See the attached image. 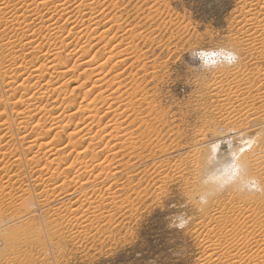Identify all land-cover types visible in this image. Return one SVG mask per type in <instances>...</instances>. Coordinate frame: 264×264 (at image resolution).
Masks as SVG:
<instances>
[{"label":"rangeland","instance_id":"obj_1","mask_svg":"<svg viewBox=\"0 0 264 264\" xmlns=\"http://www.w3.org/2000/svg\"><path fill=\"white\" fill-rule=\"evenodd\" d=\"M16 1V7H22L19 5L21 0ZM50 4L49 8L48 6L47 8L40 7L36 10L37 14L43 17L41 21L36 19L38 15L34 17L26 14V16L18 11L19 16H14V10L11 8L0 9V264H200V262H202L201 264H264V236L260 234L262 230H259L261 217H258V222L251 218V228L247 229L249 239L247 236L244 242L240 239H230L229 243H225L226 247L231 248L230 250L233 252L231 253L233 257H228V261H217L216 258L211 261H203L202 257L205 253L202 243L204 229L201 230L200 224V222L208 220L213 213H222L224 211L223 207V210L221 209L223 202L233 201L231 198H241L247 201V205L251 204L252 209H256L264 215V64L262 60H259L262 51L258 50L250 54L251 52L246 46L233 44L243 41L245 34L249 33V25L245 22L246 11L251 9L250 11L255 12L257 16H263L264 0H67L64 12L55 10L53 4ZM79 5L83 7L80 8ZM92 13L93 15H90ZM19 27L28 28L30 34L32 33L34 43L45 49L52 45L54 47L65 46L64 49L59 48L60 55L58 54V57L68 65H71L78 57V53L74 49L79 48V45L85 46L83 47L88 50L89 56L97 59L96 63L99 58L103 60L107 57L112 58L111 62L107 60L109 66L116 61L120 62L116 56L124 54L125 62L114 66L113 73L124 68L126 74L123 72L124 74L121 76L124 78H122V84L124 82L132 83L136 80L140 86L129 88L124 95L127 96L128 93L133 92L129 96L133 102L131 107L134 108H131L129 113L118 114L120 113L118 110L120 109L119 111L122 112L127 104H118V106L117 103H114L108 109V104L99 103L97 105V107L99 106L98 114H96L99 125L95 123L98 122L95 117L94 124L89 121L91 122L89 123L91 128L89 134L80 137L83 133H77L72 137L74 139L72 141H82L78 142L81 145L77 149L80 150L87 145L88 138L93 135L94 143L92 140L90 143L101 158L99 161L108 157L103 159V162L106 161L105 165H108V161L112 157L110 150L117 151L118 149L119 145L115 140L118 139V136L123 140L122 133L129 130L135 140H130L134 141L133 145L130 142L133 147L128 146V149L125 148L121 151L122 154L119 152L116 156L119 159L115 157L114 161L112 160L113 163L117 160L118 163L122 162L120 164H128L124 167L125 170L115 175L117 177L113 179L112 177H102L100 183L96 180L83 185V187L90 184L96 186L94 192L91 186L86 188L87 190L85 189L86 196L94 199V207L88 208L84 203L82 190L76 189L73 198L77 200L76 204L79 209L75 214L73 211L63 208L61 200L55 201V204L52 203L49 208L41 200L44 197L43 186L45 187L47 183L49 188L47 186L46 188L51 190L54 185L50 183L54 182V179L58 180L56 184L66 180L67 186H70L69 178L74 174L75 168L72 167V169L66 165L70 163L71 159H75L73 157L78 150H71V146L67 143V132L76 127L75 123L80 121L82 114H73L69 119V124L67 120L62 122L63 124L67 122L68 128L65 127L63 132H60L61 134L58 132L57 136L60 137L52 135L57 129L50 132L44 131L43 127H51V122L45 115L36 114L32 119H29V127L35 122H41L43 124L42 128L40 125L39 130L42 133L47 132L49 138L55 137L49 141L53 140V143L58 145L56 147V152L59 154L57 157L64 160L59 163L57 168L55 167L56 170L54 167L51 168L54 170H47L43 165L45 157L49 154L46 156H43L42 153L37 155L39 163L30 159L37 151V146H34L30 152L26 149L27 140H23L21 137L22 133L19 131V124L14 115L18 105L11 104L12 100L7 93V87L4 86L6 81L2 73L5 71L4 69H8L6 67L12 66L7 53L11 46L8 45V41L13 40V45L17 49L19 48L18 44L20 45L22 38ZM49 27L54 29H50V31ZM53 33L56 34L55 37ZM103 33H106L104 37H102ZM61 42L62 44H60ZM219 48L234 51L238 56L237 61L231 65L220 64L214 68L204 69L199 67V60H195L191 56L193 50ZM128 49L131 51H127ZM24 55L22 54L24 59L21 56L24 63L43 59L42 54ZM68 60L70 62H66ZM131 63L134 64L131 65ZM141 65L145 66L147 71L142 69ZM73 68L70 69L68 76L64 77L65 79L62 77L63 79H58L56 84H52L61 85L65 80V83L60 86V88L62 87L61 91L55 93V95H59L56 97L49 94L43 95L42 100H39L41 104L36 103L37 106L42 107L45 103L43 107L47 109L54 107L53 110L57 111L71 102L79 105L83 90H87L93 85L92 81L95 79L96 72L93 73V76L90 75L92 76L91 80H88L87 73L81 74V68L79 70L75 66V71ZM134 72L136 73L134 74ZM19 79L20 77H18ZM84 79H87V82ZM83 80L86 89L83 88L85 87L83 85V87L78 86ZM40 82L42 84L44 81ZM107 84H103L104 88L101 87V90H99L100 86L93 85L89 96L103 91L108 93ZM133 88L135 92L132 91ZM141 94L145 95L143 102L136 100L137 96L139 97ZM257 97L259 99L255 104L259 109H253L254 111L251 109L252 115H246L247 103L249 102L248 105H251ZM65 100H68L69 103L63 102ZM147 102L150 108L146 107L148 106ZM32 104H34L33 101ZM116 106L119 108L111 110ZM68 109L70 113L74 110L72 107ZM101 111L108 112L105 115ZM114 111H116L114 113L116 117L112 116ZM118 115V120H116ZM255 117L258 119L253 125L251 119L254 120ZM112 120L117 121V128H112L114 123ZM250 123L251 125L248 126ZM123 125L125 127L120 128ZM46 127L45 129H47ZM110 127L114 131H112L113 134L121 132L117 133L119 135L115 139L106 136ZM27 132L28 137L35 135L32 129ZM96 133H98V137H94ZM99 133L101 136L105 135L101 137ZM127 134L125 137L129 136ZM201 134L206 135L204 143L209 142L219 147L220 154H223L221 155L223 163L226 160L229 161L228 167L221 171L223 175L228 172L226 170L233 167L234 157L232 156L236 149L239 150L237 156L242 153L247 154L248 160L254 164L252 166L254 176L250 181L251 189L244 190L247 193L242 192L229 178L207 183L208 181L200 177L201 170L198 161L203 157V152L197 150L196 140L200 138ZM241 134H248L249 139H245ZM261 136L262 139H260ZM96 138H103V140L100 142ZM114 140L115 142H113ZM128 141L127 145H129ZM99 145L100 147H98ZM61 146L64 147L59 148ZM107 149L109 151L105 152ZM131 149L133 150L131 151ZM163 149L168 150L163 152ZM165 152L168 154L165 175L168 174V176L160 185L162 175H159V172L156 173L157 175L153 173L152 167ZM66 155L67 157H65ZM82 156H86L87 160L85 158L84 160L89 163L90 151L81 153L80 157L82 158ZM51 157L54 156L51 155ZM67 160V163L64 162ZM132 160H135L134 163ZM175 165H178L176 173L169 170ZM60 171L65 175L59 173ZM93 172L91 171L93 175L98 172L97 167H94ZM52 173L54 178L49 182ZM131 175L133 176L130 177ZM116 179L121 182L114 181ZM259 182L262 185L261 189L258 186ZM79 184L80 181H77L76 186L73 187H78ZM122 185L125 186V190H121ZM67 186H65V190L69 188ZM247 186L248 183H245V187ZM108 190L111 193L107 192ZM107 194L110 197H106ZM204 194H208L207 203L201 204L199 197ZM60 196H56L55 200H58ZM28 200L35 203L36 210L34 212H31L27 206L23 207V204ZM26 213L29 214L25 215ZM179 213H184L188 218L184 229L170 227L171 218ZM222 227L223 223L217 225L219 230ZM241 228L238 225L235 226L232 230L233 235L242 236V231L246 228ZM221 250L217 252L220 253Z\"/></svg>","mask_w":264,"mask_h":264},{"label":"bare ground","instance_id":"obj_2","mask_svg":"<svg viewBox=\"0 0 264 264\" xmlns=\"http://www.w3.org/2000/svg\"><path fill=\"white\" fill-rule=\"evenodd\" d=\"M50 1V2H49ZM112 1V0H111ZM66 2H67V0H21L20 1V4L19 5H22V7H16V5H17V1L16 0H2V2H0V5H1V10L2 9H5V8H11L12 10H14V16H19L18 15V13L21 11L24 15H32V16H37L38 14H37V9L38 8H40V7H42V8H47V6H48V8H49V5H51L50 3H52L53 5L52 6H54V8H55V10H58L59 12H64L65 11V9H66ZM102 3V2H101ZM115 3V2H114ZM81 4V3H80ZM69 5V4H68ZM92 5V4H91ZM82 6V5H81ZM81 6L79 5V7L81 8ZM83 7V6H82ZM105 8V7H104ZM251 8V7H250ZM249 8V9H250ZM92 9V8H91ZM90 9V10H91ZM47 10V9H46ZM81 10H83V9H81ZM89 10V9H88ZM111 10V9H110ZM251 10V9H250ZM250 10H248V11H246L247 12V19L245 20V22H247L248 23V25H249V33H246L245 34V38L243 39V41L241 40V42L240 41H238L237 43L235 42V43H233L235 46H237V45H239V46H246L247 48H249V51L251 52L250 54H253L254 52H257L258 50L260 51H262V53L260 54L261 56H260V59L259 60H262V63L264 64V6H263V8H262V11H263V16H257V14L255 13V12H252V11H250ZM19 11V12H18ZM95 11V10H94ZM109 11V10H108ZM18 12V13H17ZM81 12V11H80ZM85 12V11H84ZM87 12V11H86ZM85 12V13H86ZM66 13V12H65ZM64 13V14H65ZM62 14V13H61ZM60 14V15H61ZM26 15V16H27ZM90 15H93V13L92 14H90ZM89 15V16H90ZM77 16V15H76ZM105 16V15H104ZM38 18H36L37 20L39 19L40 21L41 20H43L42 18V16H37ZM68 17V16H67ZM80 17V16H79ZM93 17V16H92ZM16 18H18V17H16ZM101 18V17H100ZM45 19V18H44ZM106 19V18H105ZM12 20H14V19H12ZM17 20V19H16ZM22 20H24V19H22ZM46 20V19H45ZM65 21V20H64ZM78 21V20H77ZM106 21V20H105ZM118 21V20H117ZM39 22V21H38ZM44 22V21H43ZM49 22V21H48ZM114 22H115V20H114ZM119 22V21H118ZM82 23V22H81ZM42 24V23H41ZM61 24V23H60ZM45 25V24H44ZM51 25V24H50ZM83 25V24H82ZM89 26V25H88ZM92 26H93V23H92ZM110 26V25H109ZM126 26V25H125ZM22 27V26H21ZM21 27H19V28H21ZM29 27V26H28ZM52 27V26H51ZM94 27V26H93ZM87 28V27H86ZM118 28V27H117ZM126 28V27H125ZM50 29H54V28H50L49 27V30ZM71 29V28H70ZM92 29V28H91ZM106 29V28H105ZM247 29V28H246ZM21 31H20V34H21V32H22V38H21V42H20V45L18 44V46H19V48L17 49L16 48V46L15 45H13V40L11 41V42H9L8 41V45H11V46H9L10 48L7 50V53H8V58H10V60H11V64H12V66L10 65H8L9 67H6V68H8V69H4L5 71L4 72H2L3 73V78H5L4 80L6 81V83H5V88L7 89V93H9V95H10V98H11V104H14V105H18V107L15 109V116H16V118H17V121H18V124H19V131H20V133H22V135H21V137L23 138V140H27L26 141V144H27V146H26V149L30 152L31 150H32V148L34 147V146H37V151L35 152V153H33V155L30 157V159L33 161V162H35V163H39V159H37V155H39L40 153H42L43 154V156H46V154H49L47 157H45V159H44V167L45 168H47V170L48 169H51V168H53L54 167V169H55V167L57 168L58 167V165H59V163L62 161V160H64V159H62V158H60V157H57L59 154H58V152H56L57 151V149H56V147H58V145L56 146L55 145V143H53V140H50L49 141V139H52L51 137L49 138V135L47 136V132L45 133V132H41V130H39V127H40V125H41V128H42V124L43 123H41V122H35V123H37V124H33L31 127H29L28 126V124H29V119H32V117L33 116H35L36 114H43V115H45L47 118H49V121L51 122V127L50 128H47L46 126V128L47 129H45V127H43L44 128V131H46V130H48L49 132L50 131H53L54 129H57V131H55V133L54 134H52V135H55L56 137H58L57 136V134H58V132L60 133V132H63V130H64V128L65 127H67L68 128V125L66 124L67 122H68V124L70 123V121H69V119H71L72 118V115L73 114H75V113H81L82 115H81V119H80V121H78V123L76 122L75 123V125H76V127H74V128H72L71 130H69L68 132H67V137H68V141H67V143H69V146H71V150L73 151H75V150H78L77 148L81 145V144H79V143H81L82 141H72V140H74L72 137L74 136V135H76L77 133H80V134H82L80 137H84L85 135H87V134H89V131H91V128L89 127V123H91V122H89V121H92V123L94 122L93 120L95 119V117H96V114H98V108H99V106L97 107V105H99V103H101L102 105L103 104H108L106 107L108 108V109H110L111 107H112V104H114V103H117V105L119 104V105H125V104H127L125 107H124V110L121 112V111H119L118 110V112H120V113H118L119 115H121V114H123V113H129V111L131 110V108H134V107H131L132 105H133V102H132V98H130V94L131 93H133V92H130V93H128V95L127 96H124L126 93H127V90H129V88L130 89H132V87L134 86V88L136 87V86H139V83L135 80V81H133L132 83L131 82H124L123 84H122V82H123V77H121V76H123V74L125 73L124 71H125V69L123 68L122 70H120V71H116V72H114L113 73V71H114V66H116L118 63H124L125 62V55L123 56V55H119V56H116V58H119L118 60L120 61V62H118L117 63V61L116 62H114L113 64L111 63V65L109 66V62H111L112 61V58H110L111 59V61H110V59L107 57L105 60H103V59H101V58H99V60H98V62L96 63V61L95 60H97L96 58H94V57H90L89 55H90V53L88 52V50L87 49H85L83 46H80L79 45V48H76V49H74V50H76V51H74V52H76V53H78V59L76 58V60H79V61H77V62H79L78 64H76L77 62H76V60L75 61H73L72 62V64L70 65V68H69V65H68V63H65V62H62L63 60H59V57H58V50H59V48H62V49H64V47L65 46H63V47H54L52 44H50V45H52V47H48L47 49H45L44 47H42L41 45L39 46L38 44H35L34 43V39H32V36H31V34H30V31H29V29L28 28H26V27H23V28H21L20 29ZM62 30V29H61ZM118 30V29H117ZM247 30V31H248ZM40 31V30H39ZM51 31V30H50ZM53 31V30H52ZM96 31V30H95ZM32 32V31H31ZM47 32V31H46ZM53 32H55V31H53ZM79 32V31H78ZM81 32V31H80ZM40 33V32H39ZM91 33V32H90ZM93 33V32H92ZM101 33V32H100ZM50 34V33H49ZM54 34V33H53ZM68 34V33H67ZM76 34V33H75ZM79 34V33H78ZM94 34V33H93ZM106 34V33H105ZM105 34L103 33V35H102V37H104L105 36ZM114 34V33H113ZM55 35L56 34H54V37H55ZM73 35V34H72ZM82 35V34H81ZM88 35H91V34H88ZM101 36V35H100ZM119 36V35H118ZM47 37V36H46ZM57 37V36H56ZM65 37V36H64ZM88 37V36H87ZM97 37V36H96ZM101 37V38H102ZM4 38V37H3ZM10 38V37H9ZM34 38V37H33ZM59 38V37H58ZM79 38V37H78ZM89 38H91V37H89ZM110 38V37H109ZM133 38H134V36H133ZM8 39V38H7ZM12 39V38H11ZM47 40H48V38H46ZM56 39V38H55ZM63 39V38H62ZM86 39H88V38H86ZM111 39V38H110ZM9 40V39H8ZM89 40V39H88ZM87 40V41H88ZM104 40V39H103ZM97 41H99V40H97ZM120 41V40H119ZM15 42V41H14ZM36 42V41H35ZM39 42V41H38ZM55 42V41H54ZM58 42V41H57ZM234 42V41H233ZM16 43V42H15ZM14 43V44H15ZM18 43V42H17ZM49 43V42H48ZM51 43H53L52 41H51ZM133 43V42H132ZM44 44V43H43ZM60 44H62V42L60 43ZM96 44V43H95ZM119 44V43H118ZM123 44V43H122ZM55 45V44H54ZM88 45V44H87ZM17 46V47H18ZM59 46V45H58ZM105 46V45H104ZM128 46V45H127ZM90 47V46H89ZM114 47V46H113ZM56 48H58V49H56ZM66 48V47H65ZM73 48V47H72ZM127 48V47H126ZM125 48V49H126ZM134 48V47H133ZM61 49V50H62ZM124 49V50H125ZM130 49H132V48H130ZM66 51H67V49H65ZM64 50V51H65ZM70 50V49H69ZM111 50V49H110ZM113 50V49H112ZM71 51V50H70ZM127 51H131V50H127ZM134 51V50H133ZM68 52V51H67ZM109 52V51H108ZM112 52V51H111ZM118 52H120V51H118ZM106 53V52H105ZM121 53H123V52H121ZM22 54L24 55V54H36V56H37V54L39 55V54H42V57H43V59L40 61H34V62H30V63H24L23 61H22V59H24V57L22 56ZM68 54H70V53H68ZM72 54H73V51H72ZM95 54V53H94ZM60 55V54H59ZM106 55V54H105ZM105 55H103V56H105ZM127 55V54H126ZM21 56H22V59H21ZM25 56V55H24ZM75 56V55H74ZM65 57V56H64ZM69 57V56H68ZM80 57V58H79ZM112 57V56H111ZM138 57V56H137ZM103 58V57H102ZM71 59V58H70ZM9 60V61H10ZM65 60V59H64ZM67 60V59H66ZM107 60H109V62L107 61ZM116 60V59H115ZM257 60V59H256ZM258 60V61H259ZM26 62V61H25ZM66 62H70L69 60L68 61H66ZM67 64V65H66ZM134 63H131V65H133ZM259 64V63H258ZM261 64V63H260ZM106 65H108V66H106ZM257 65V64H256ZM75 66H76V68L77 69H79V68H81L82 70H80V71H82L81 72V74L82 73H87V77H86V75H85V77L88 79V80H91V77L93 76V73H95V79L92 81V84L93 85H95V87H99L100 86V89L99 90H101V87H103V84H105V83H108L107 84V89H109V91H107L108 93H104V91H103V89H102V91L103 92H98L97 94H95V95H91L90 94V96H89V91H91L90 89H93V85L90 87V88H88L87 90H83V94H82V96H81V102H79L78 104V106H77V104H75V102H71V103H69V101L68 100H65V101H63V102H68L69 104H67V102H66V104H67V106L65 105V107L64 108H62L61 110H60V108H59V110H57V111H54L53 110V108H51V109H47L46 107H43V106H45L44 104H43V106L42 107H39V106H37V104L36 103H38L39 105L41 104V103H39V100H42V96L43 95H46V94H49V95H55V93H58V92H60L61 91V88H60V86H62V84L63 83H65L64 81L65 80H63L62 81V84L60 85H52V84H54L58 79H60V78H64V77H66V75L68 76V73H69V71H70V69L71 68H75ZM118 66V65H117ZM139 66H140V64H139ZM126 67V66H125ZM73 68V69H74ZM75 68V69H76ZM132 68V67H131ZM137 68V67H136ZM140 68V67H139ZM141 68L142 69H146L145 68V66H142L141 65ZM257 69L259 68V67H256ZM75 69H74V71H75ZM3 70V69H2ZM131 70V69H130ZM139 70V69H138ZM73 71V72H74ZM146 71H147V69H146ZM79 72V71H78ZM124 72V73H123ZM144 72V71H143ZM257 72V71H256ZM259 72V71H258ZM136 72H134V74H135ZM149 73V72H148ZM126 74V73H125ZM146 74H147V72H146ZM259 74V73H258ZM262 74V73H261ZM90 75H92V76H90ZM138 75V74H137ZM46 76V77H45ZM72 76H74V75H72ZM109 76V77H108ZM133 76V75H132ZM145 76V75H144ZM18 77H20V79L18 80ZM70 77V76H69ZM125 77V76H124ZM62 78V79H63ZM123 78V79H122ZM126 78V77H125ZM152 78V77H151ZM65 79V78H64ZM66 79H69V78H66ZM86 79V80H87ZM131 79V78H130ZM85 80V79H84ZM84 80H83V82L81 83V85H78V86H85V87H83V88H85L86 89V85H84L85 83H84ZM85 80V81H86ZM4 81V82H5ZM40 81H44L42 84H40L41 82ZM149 81V80H148ZM67 82V81H66ZM69 82V81H68ZM87 82V81H86ZM248 82V81H247ZM113 83H114V85H113ZM56 84V83H55ZM67 84V83H66ZM87 84V83H86ZM111 85H113V86H111ZM3 86V87H4ZM77 86V87H78ZM144 86H145V84H144ZM88 87V86H87ZM110 87V88H109ZM140 87V86H139ZM143 87V86H142ZM82 88V89H83ZM104 88V87H103ZM105 88H106V86H105ZM134 88H133V90L132 91H134ZM137 88V87H136ZM81 89V88H80ZM106 89V90H107ZM143 89V88H142ZM141 89V90H142ZM3 90H5V89H3ZM98 90V91H99ZM105 90V89H104ZM140 90V89H139ZM138 90V91H139ZM72 91V90H71ZM20 92V93H19ZM72 92H74V90L72 91ZM135 92V91H134ZM92 93V92H91ZM139 93V92H138ZM145 93V92H144ZM135 94V93H134ZM49 95H47L48 97H49ZM59 94H57V95H55V97L56 96H58ZM61 96V95H60ZM141 96V97H140ZM139 97L137 96V98L138 99H136V100H138V101H141V102H143L144 100H145V95L144 94H141ZM225 97H228V96H225ZM47 98V97H46ZM77 98V97H76ZM229 98V97H228ZM48 99V98H47ZM55 99H57V98H55ZM230 99V98H229ZM229 99H228V101H229ZM240 99H242V98H240ZM259 99V97H257L256 98V101L254 102V103H251V105H248V103H247V107H246V115H252L251 114V109H252V111H254L253 109H255V110H258L259 109V107L257 106V104H255L256 102H257V100ZM7 100V99H6ZM64 100V99H63ZM235 100H237V99H235ZM32 101L34 102V104H32ZM52 101V100H51ZM55 101V100H54ZM71 101V100H70ZM134 101V100H133ZM226 101V100H225ZM239 101V100H238ZM43 102V101H42ZM82 102H84V104H82ZM140 102V103H141ZM231 102H233V101H231ZM58 103V102H57ZM228 103V102H227ZM241 103V102H240ZM36 104V105H35ZM50 104V103H49ZM63 104V103H62ZM61 104V105H62ZM100 104V105H101ZM148 106H146V107H149L150 105H149V103L147 102L146 103ZM232 104V103H231ZM250 104V103H249ZM47 105V104H46ZM52 105V104H51ZM118 105V106H119ZM138 105V104H137ZM140 105V104H139ZM233 105H236V104H233ZM238 105H240L239 103H238ZM237 105V106H238ZM50 106V105H49ZM118 106H116V107H114V109H111V110H116V109H118L119 107ZM225 106V105H224ZM228 106H230V105H228ZM227 106V107H228ZM244 106V105H243ZM51 107V106H50ZM71 107L74 109L73 110V112H69L68 110V108H70L71 109ZM123 107V106H122ZM222 107H223V104H222ZM226 107V108H227ZM150 108V107H149ZM233 108V107H232ZM55 109V108H54ZM106 109V108H105ZM234 109H235V107H234ZM239 109V108H238ZM122 110V109H121ZM232 110V109H231ZM230 110V111H231ZM110 111V110H109ZM133 111V110H132ZM224 111V110H223ZM101 112H103V111H101ZM100 112V113H101ZM108 112V111H107ZM106 112V113H107ZM238 112H239V110H238ZM99 113V114H100ZM103 113H105V112H103ZM106 113H105V115H106ZM114 113H116V111H114L113 112V115L112 116H115L114 115ZM131 113H133V112H131ZM223 113V112H222ZM227 113H228V110H227ZM109 114V113H108ZM139 114V113H138ZM243 114V113H242ZM100 115H102V114H100ZM119 115L117 116V118H116V120H118V117H119ZM129 115V114H128ZM136 115V114H135ZM103 116V115H102ZM123 116V115H122ZM98 117H100V116H98ZM116 117V116H115ZM135 117V116H134ZM137 117V116H136ZM141 117V116H140ZM46 118V119H47ZM97 118V117H96ZM112 118V117H111ZM126 118V117H125ZM254 118V117H253ZM114 119V118H113ZM126 119H128V118H126ZM137 119V118H136ZM257 117H255V119L254 120H252L251 119V122H252V124L253 123H255L256 121H257ZM67 120V122L65 123V124H63L62 122L63 121H66ZM116 120H112L114 123H113V125H112V123H110L111 125H112V128H117V121ZM140 120V119H139ZM260 120V119H259ZM38 121H40V120H38ZM72 121V120H71ZM97 121L98 122H95V123H98V125H99V119L97 118ZM101 121V120H100ZM108 121H110V120H108ZM107 121V122H108ZM122 121H123V119H122ZM143 121V120H142ZM132 122V121H131ZM136 122V121H135ZM260 122V121H259ZM39 123V124H38ZM41 123V124H40ZM123 123V122H122ZM125 123H126V121H125ZM124 123V124H125ZM128 123V122H127ZM134 123V122H133ZM144 123H145V121H144ZM147 123V122H146ZM264 123V122H263ZM94 124V123H93ZM141 124V123H140ZM139 124V125H140ZM256 124V123H255ZM97 125V126H98ZM104 125H106V124H104ZM109 125V124H108ZM119 125H121V124H119ZM127 125V124H126ZM251 125V123L250 124H248V126H250ZM254 125V124H253ZM50 126V125H49ZM95 126V125H94ZM147 126V125H146ZM261 126H263V125H261ZM121 127H125L124 125L123 126H120V128ZM242 127V126H241ZM40 128V129H41ZM103 128H104V126H103ZM111 128V127H110ZM110 129L109 130V132L108 131H106V132H108L107 134H106V136H108L110 139H115L116 138V136H118L120 133H119V131L117 132V133H119V134H113L112 133V131H113V129ZM33 130V132L35 133V135L34 136H32V137H28L27 135H26V132L28 131V130ZM99 129H100V126H99ZM106 129V128H105ZM104 129V130H105ZM130 129V128H129ZM98 130V129H97ZM121 130V129H120ZM262 130V129H261ZM260 130V131H261ZM102 131V130H101ZM127 131V130H126ZM126 131L125 132H123L122 134L124 135H122V137H123V140L121 139V137L119 138V136H118V139L116 138L115 140H116V142H118V144L117 145H119L118 146V149H117V151L116 150H114V151H112V150H110L111 151V154H112V157L109 159V161H108V165H105V162L106 161H104L103 162V159H107L108 157H107V154H106V157L107 158H103L101 161H99L101 158H99V156H98V153H96V151H95V148L93 147V145H92V143H90V141L93 139V135L91 136V137H89L88 138V143H87V145H85L83 148H79L80 150H78L75 154V157H73V159L74 160H72L71 159V161H70V163H68L67 165H66V167H69V168H72V167H74L75 168V170H74V174H72L71 175V178H69V183H70V186H67V184H66V180H62L61 181V183H59V184H56L57 182H58V180L57 181H55V179H54V182H51L52 180H53V178H54V175H53V173L50 175V177H51V180H49V182H51L50 184H53L54 185V187H52L51 188V186H50V188H51V190L49 191L48 190V185H47V183L45 184V187L43 186V188H42V193H43V199L41 200V202L47 207V208H49L50 207V205H52V203H54L55 201H59V200H61L62 202H63V208H65L66 210H69V211H73L74 212V214L76 213V211H78V209H79V206H77V200L76 199H74L73 197H74V193L76 192V189L78 188V189H80V190H82V192H83V195H84V203H86L87 204V206H88V208L90 207V206H93L94 207V199H91L89 196H86L87 194H85V189L87 188H89L90 186L92 187V190H93V192H94V188L96 187L95 185H93V184H90V185H88V186H84L83 187V185H85V184H89V182L90 181H96L97 180V182L98 183H100V179L103 177H105V178H108V177H112V179L113 178H115V177H117V176H115V175H117V174H119V173H121V171L122 170H125L124 169V167L125 166H128V164L126 165V164H120V163H122V162H120V163H118V162H114L113 163V159L119 154V152H120V154H122V152L121 151H123V150H125V148H127L128 146H132L133 144V142L135 141L133 138H132V136L131 135H133L132 134V132L131 133H129V130L127 131V133L129 134V136L128 137H125V134H127L126 133ZM131 131V130H130ZM92 132H94V131H92ZM96 132V131H95ZM105 132V131H104ZM105 132V133H106ZM114 132V131H113ZM28 133V132H27ZM101 133V132H100ZM100 133H99V135H100ZM203 133V132H202ZM32 134V133H31ZM49 134V133H48ZM61 134V133H60ZM98 133H96V134H94L95 136L94 137H98V135H97ZM102 134V133H101ZM113 134V135H112ZM127 134V135H128ZM260 134V133H259ZM103 135H105V134H103ZM102 135V136H103ZM135 135V134H134ZM242 135V134H241ZM101 136V135H100ZM99 136V137H100ZM101 136V137H102ZM130 136H131V139H129L130 138ZM153 136V135H152ZM205 134H201L200 135V138L198 139V140H196V145L198 146V148H197V150H201L203 153H202V155H203V157L198 161V166H199V169L201 170V174H200V177H202L203 178V180H205V181H208L207 183H214L215 181L216 182H219V181H221V180H223V178L225 179H227V178H229V180L230 181H234L235 183H236V185L240 188V190L242 191V192H245L244 190L247 188L248 190H250L251 189V183H250V181H251V179L253 178V172H252V170H253V168H252V166L254 165V164H251V160H248V158H247V154H244V153H242V154H240L239 156H237V153H238V151L239 150H235V152H234V155L232 156V157H234V159H233V162H234V164H233V167H230V169H228V170H226V171H228L225 175H223L222 174V172L221 171H223L224 169H226V167H228L227 165H229V161L228 160H226L224 163H223V159H222V156L221 155H223V154H220V151H219V147L217 146V145H213V144H211V143H204V141H205ZM242 136H244V138L245 139H249V136H248V134H244V135H242ZM242 136H241V138H242ZM60 137V136H59ZM107 137V139L109 140V138ZM114 137V138H113ZM134 137H136V135L134 136ZM55 138V137H54ZM239 138V137H238ZM79 139V138H78ZM83 139V138H82ZM97 139H99L100 140V142H101V140H103V138L102 139H100V138H96V140ZM260 139H262V136H261V138ZM84 140V139H83ZM94 140V139H93ZM93 140H92V142H93ZM115 140L113 141V142H115ZM129 140V141H128ZM130 140H134L133 142H131ZM98 141V140H97ZM107 141V140H106ZM123 141V142H122ZM127 141L129 142V145H127ZM229 141V140H228ZM234 141V140H233ZM257 141V140H256ZM262 141V140H261ZM79 142V143H78ZM96 142V141H95ZM107 142H109V141H107ZM106 142V143H107ZM130 142H131V144H130ZM136 142H137V140H136ZM135 142V143H136ZM67 143H65L66 145H67ZM94 143V142H93ZM103 143V142H102ZM135 143H134V145H135ZM61 144H63V143H61ZM111 144H114V143H111ZM230 144V143H229ZM262 144V143H261ZM140 145H142V144H140ZM60 146V145H59ZM65 146V145H64ZM64 146H61V147H59V148H62V147H64ZM105 146H107V145H105ZM98 147H100V145L98 146ZM108 147V146H107ZM133 147V146H132ZM130 148V147H129ZM97 149V148H96ZM106 149V148H105ZM128 149V148H127ZM134 149V148H133ZM133 149H131V151L133 150ZM161 149V148H160ZM170 149V148H169ZM260 149V148H259ZM264 149V148H263ZM55 150V151H54ZM102 150H104L103 148H102ZM168 149H163V152L164 151H167ZM85 151H87V152H89L90 151V160H89V163L87 162V161H85L84 160V158L86 157V156H82V158L80 157V155H81V153H84ZM100 151V150H99ZM106 151H109L108 149L107 150H105V152ZM127 151V150H126ZM150 151V150H149ZM65 152V151H64ZM113 152V153H112ZM169 152V151H168ZM108 153V152H107ZM110 153V152H109ZM129 153V152H128ZM41 154V155H42ZM58 154V155H57ZM110 154V155H111ZM136 154V153H135ZM239 154V153H238ZM51 155H53L54 157H51ZM62 155V154H61ZM68 155V154H67ZM67 155L65 156V157H67ZM84 155V154H83ZM85 155H87V154H85ZM134 155V154H133ZM162 155V158L161 159H159L158 161H156L155 163H154V165H153V167H152V169H153V173H157V172H159L158 174L160 175H162V177H161V179H160V185H161V183H163L164 182V178L165 177H167L168 176V174H166L165 175V170H166V167L168 166L167 165V161H168V158H167V155L168 154H166V152L163 154H161ZM261 155H263V154H261ZM236 156V157H235ZM48 157H50V158H48ZM122 157H123V155H122ZM38 158H40V157H38ZM64 158V157H63ZM81 158V159H80ZM116 158H118V157H116ZM139 158V157H138ZM229 158V157H228ZM65 159H67V158H65ZM86 159V158H85ZM119 159V158H118ZM148 159V158H147ZM146 159V160H147ZM259 159V158H258ZM262 159V158H261ZM87 160V159H86ZM113 160V161H112ZM260 160V159H259ZM258 160V161H259ZM124 161V160H123ZM133 161V160H132ZM135 161V160H134ZM134 161H133V163H134ZM155 161V160H154ZM261 161V160H260ZM64 162H68V160L67 161H64ZM111 162V163H110ZM130 164V163H129ZM131 164H132V162H131ZM204 164H206L205 165V167H204ZM257 164V163H256ZM54 165H56V166H54ZM61 165V164H60ZM166 166V167H165ZM232 166V165H231ZM261 166V165H260ZM42 167V166H41ZM44 167H42V168H44ZM65 167V168H66ZM94 167H97V169H98V172L96 173V174H92L91 173V171L93 172V170H94ZM137 167V166H136ZM164 167H165V169H164ZM220 167V168H219ZM202 168V169H201ZM219 168V169H218ZM224 168V169H223ZM263 168V167H262ZM38 169V168H37ZM54 169H51V170H54ZM73 169V168H72ZM133 169V168H132ZM178 169V165H175V167H172V168H169V170H172V171H175V173H176V170ZM264 169V168H263ZM262 169V170H263ZM46 170V171H47ZM56 170V169H55ZM60 170V169H59ZM77 170V171H76ZM130 170V169H129ZM168 170V169H167ZM35 171H36V169H35ZM44 171V170H43ZM127 171V170H126ZM125 171V172H126ZM132 171V170H131ZM225 171V172H226ZM37 172V171H36ZM40 172V171H39ZM48 172V171H47ZM46 172V173H47ZM52 172V171H51ZM50 172V173H51ZM95 172V171H94ZM93 172V173H94ZM224 172V173H225ZM59 173H62L61 171L59 172ZM58 173V177H59V174ZM89 173H91V174H89ZM101 173H104V174H101ZM167 173H169V172H167ZM41 174H43L44 175V173H41ZM41 174H40V176H41ZM142 174V173H141ZM62 175H63V173H62ZM64 175H65V173H64ZM63 175V176H64ZM123 175H124V172H123ZM122 175V176H123ZM130 175V174H129ZM134 175V174H133ZM133 175H131L130 177H132ZM157 175V174H156ZM158 175V176H159ZM36 176V175H35ZM37 176H39V175H37ZM121 176V177H122ZM128 177V176H127ZM126 177V178H127ZM207 177V178H206ZM45 178H48V177H45ZM148 178V177H147ZM43 179V178H42ZM57 179V178H56ZM61 179V178H60ZM67 179H68V176H67ZM134 179V178H133ZM139 180L141 179V178H138ZM143 179V178H142ZM144 179H145V177H144ZM41 180V179H40ZM107 180H110V179H107ZM106 180V181H107ZM139 180H137V181H139ZM41 181H43V180H41ZM77 181H80V184L78 185V187H73V186H76V182ZM114 181H116V182H118V181H120V180H118V179H116V180H114ZM126 181V180H125ZM131 181V180H130ZM143 181V180H142ZM155 181V180H154ZM45 182V181H44ZM43 182V183H44ZM48 182V183H49ZM104 182H105V180H104ZM103 182V183H104ZM113 182V181H112ZM121 182V181H120ZM245 182L246 183H248V186L247 187H245ZM102 183V182H101ZM108 183V182H107ZM129 183V182H128ZM154 183V182H153ZM156 183V182H155ZM261 182H259V185L258 186H260V188L259 189H261L262 188V185L260 184ZM105 184V183H104ZM109 184H111V183H109ZM108 184V185H109ZM113 184H115V182H113ZM119 184V183H118ZM121 184V183H120ZM126 184V183H125ZM143 184V183H142ZM141 184V185H142ZM97 185V184H96ZM155 185V184H154ZM159 185V186H160ZM46 186L48 187V188H46ZM65 186H67V187H69V188H67L66 190H65ZM109 186H111V185H109ZM123 186V185H122ZM71 187H73V188H71ZM104 187H106L107 188V186H104ZM124 187L125 186H123V188H121V190L122 189H124ZM103 188V187H102ZM115 189L117 188V187H114ZM118 188H120V186H118ZM128 188V187H127ZM160 188H161V186H160ZM86 189V190H87ZM105 189V188H104ZM110 189V188H109ZM100 190V189H99ZM112 190V189H111ZM114 190V189H113ZM112 190V191H113ZM125 190V189H124ZM129 190V189H128ZM135 190V189H134ZM137 190V189H136ZM247 190V191H248ZM110 190H108L107 192H109ZM145 191H147V190H145ZM88 192H89V190H88ZM134 192V191H133ZM104 193V192H103ZM105 193H106V191H105ZM110 193H111V191H110ZM156 193H157V191H156ZM245 193H247V192H245ZM91 194H93V193H91ZM91 194H89V195H91ZM145 194V193H144ZM59 195H61L60 196V198L58 199V200H55V197L56 196H58L59 197ZM103 195V194H102ZM115 195V194H114ZM117 195V194H116ZM101 196V195H100ZM110 197L108 194L106 195V197ZM113 196V195H112ZM118 196V195H117ZM102 197V196H101ZM100 197V198H101ZM105 197V196H104ZM103 197V198H104ZM138 197V196H137ZM263 197V196H262ZM114 198V197H113ZM123 198V197H122ZM142 198V197H141ZM120 199V198H119ZM233 201H231V200H228V203H226V202H223V206H221V209H222V207H223V209H224V211H222V213H213V215L210 217V218H208V220H204V221H202V222H200V224H201V230L202 229H204V234H203V238H202V243L204 244V251H205V253H203L204 254V256L202 257L203 258V261H211V260H213V258L215 259L216 258V260L217 261H228V257H233V255L231 254V253H233L230 249H229V247H226V245L227 244H225L226 242H228L230 239L232 240V239H240V240H242L243 242L246 240V238H247V236L249 235V233H247V229L248 228H251V218L255 221V222H258L257 220H258V217H261L262 218V221L260 222V226H259V230L261 231L262 230V233H260V234H262L263 236H264V215H262V214H260V212L259 211H257L256 209H252L251 208V204H249V205H247L246 203H248L247 201H245V200H242L241 198H238V199H236V198H231ZM101 200V199H100ZM103 200V199H102ZM111 200H113L114 201V199H112L111 198ZM110 200V201H111ZM107 201V200H106ZM106 201H105V203H106ZM123 202H124V200H123ZM131 203V202H130ZM129 203V204H130ZM35 203L34 202H32V201H26V203H24L23 204V207H25V206H27L29 209H31V212H34L35 210H36V206L34 205ZM55 204V203H54ZM53 204V205H54ZM57 204V203H56ZM121 205V204H120ZM62 206V205H61ZM117 206H119V205H117ZM60 207V206H59ZM57 208V207H56ZM22 209V208H21ZM59 209V208H58ZM91 209V208H90ZM222 209V210H223ZM52 210V209H51ZM94 210V209H93ZM216 212V211H215ZM218 212V211H217ZM29 214V213H28ZM27 213L25 214V215H28ZM217 214H219V215H217ZM5 217H6V215H5ZM75 218V217H74ZM8 219V218H7ZM6 220V219H5ZM219 223H223V227H222V229H217V225L219 224ZM19 224H20V222H19ZM240 226V227H242L243 229H245V230H243L242 232H243V235L242 236H239L238 234H234L233 235V228L235 227V226ZM241 228V229H242ZM249 230H251V229H249ZM199 231V230H198ZM197 231V232H198ZM245 232H246V234H245ZM199 233V232H198ZM245 234V235H244ZM250 235H251V233H250ZM261 236V235H260ZM250 237L248 236V239H249ZM252 238V237H251ZM264 238V237H263ZM253 239V238H252ZM262 239V238H261ZM230 240V241H231ZM239 240V241H240ZM229 241V242H230ZM248 241V240H247ZM246 241V242H247ZM228 242V243H229ZM256 242V241H255ZM263 242H264V239H263ZM222 243H223V245H222ZM262 243V242H261ZM225 244V245H224ZM245 244V243H244ZM249 244V243H248ZM222 245V246H221ZM260 245V244H259ZM221 246V247H220ZM246 246V245H245ZM264 246V245H263ZM245 248V247H244ZM243 248V249H244ZM247 248V247H246ZM250 248V247H249ZM220 249H222L221 250V252L220 253H218L217 251L218 250H220ZM261 250V249H260ZM235 256V255H234ZM236 257V256H235ZM199 259V258H198ZM231 261H232V259H230ZM202 262H200V264H201ZM203 264H205V263H203Z\"/></svg>","mask_w":264,"mask_h":264},{"label":"clouds","instance_id":"obj_3","mask_svg":"<svg viewBox=\"0 0 264 264\" xmlns=\"http://www.w3.org/2000/svg\"><path fill=\"white\" fill-rule=\"evenodd\" d=\"M191 56L193 59L199 60V67L204 69L214 68L220 64L231 65L234 64L238 59V56L234 51L225 48L197 49L191 52ZM207 199L208 194L200 195L199 202L201 204H206ZM187 223L188 218L186 215L184 213H179L171 218L170 227L184 229Z\"/></svg>","mask_w":264,"mask_h":264}]
</instances>
